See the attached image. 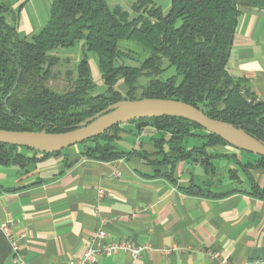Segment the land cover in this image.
Segmentation results:
<instances>
[{"label":"trees","instance_id":"16d2710c","mask_svg":"<svg viewBox=\"0 0 264 264\" xmlns=\"http://www.w3.org/2000/svg\"><path fill=\"white\" fill-rule=\"evenodd\" d=\"M245 8L264 10V0H172L167 13L151 0H140L132 19L120 7L111 9L107 0H52L47 23L38 32L21 36L15 10L0 1V129L61 133L118 101L164 98L194 105L209 117L238 126L264 142V98L257 97L247 78L232 76L228 68L238 17ZM81 40L84 56L73 88L66 92L52 89L48 81L60 58L50 52ZM124 40L139 44L147 57L139 63L140 55L120 48ZM85 51L97 54L107 87L103 93H93L96 84ZM171 67L175 74L158 77ZM144 76L149 81L138 97V83ZM121 79L125 94L115 88ZM128 124L131 128L126 130ZM147 128L158 133L150 138L155 148L153 163L170 165L173 170L185 159L211 165L210 158L228 157L243 169L250 189L264 196V187L249 172L264 170V156L242 161L235 153L212 155L209 148L227 142L184 117L135 119L78 145L89 159L111 161L131 155L147 159L143 141L139 148L125 147V136H139ZM191 138L197 144L188 148ZM18 148L0 144V157L27 164L62 152L48 154L25 147L33 153L28 156ZM237 170H232L236 180ZM188 190L205 191L199 185ZM12 256L10 243L0 230V264H10Z\"/></svg>","mask_w":264,"mask_h":264},{"label":"crops","instance_id":"0c3cea01","mask_svg":"<svg viewBox=\"0 0 264 264\" xmlns=\"http://www.w3.org/2000/svg\"><path fill=\"white\" fill-rule=\"evenodd\" d=\"M0 1L15 10L21 36L38 32L49 19L52 0ZM228 68L264 98V10L240 13ZM157 134L147 128L139 136H125L126 148H139L143 141L147 159H89L80 145L36 163L0 157V222L15 234L26 264H70L91 247L125 238L147 249L137 258L119 249L97 264H264V196L250 189L243 169L228 157L210 158L211 165L185 159L173 170L153 163L150 138ZM196 144L190 140L188 148ZM18 152L33 154L21 147ZM208 152L241 159L230 145ZM222 160L234 164L225 172ZM249 172L264 187V170ZM198 185L203 193L188 190ZM100 189L104 196L99 197ZM254 249L261 250L257 258H251Z\"/></svg>","mask_w":264,"mask_h":264},{"label":"water","instance_id":"95a60500","mask_svg":"<svg viewBox=\"0 0 264 264\" xmlns=\"http://www.w3.org/2000/svg\"><path fill=\"white\" fill-rule=\"evenodd\" d=\"M171 115L187 118L207 132L220 136L228 145L257 156H264V142L231 123L209 117L202 109L176 99H125L109 105L86 122L61 133L0 129V144L27 147L41 153H57L104 134L112 127L150 116ZM261 250L254 249L251 258Z\"/></svg>","mask_w":264,"mask_h":264},{"label":"rangeland","instance_id":"374dc122","mask_svg":"<svg viewBox=\"0 0 264 264\" xmlns=\"http://www.w3.org/2000/svg\"><path fill=\"white\" fill-rule=\"evenodd\" d=\"M140 0H107L108 6L113 9L115 7H120L123 11L127 12L129 14L130 19L134 18L135 11L134 7L136 4L139 3ZM153 3H155L157 6H161L164 13H167L170 9V5L172 0H151ZM84 41L81 40L76 43V45L72 47H59L57 49H54L50 52L51 55H55L60 57V62L55 67L52 68L51 76L48 81L49 86L59 92H66L73 88L75 81L78 78V71L77 66L80 63V61L83 58L84 50H83ZM120 48L122 50L130 49L134 52V55H140V58L138 59L139 63L143 61L147 57V53H145L142 49V47L133 41H120ZM85 54L88 58V61L90 63L91 73L92 77L94 78V81L96 83V88L93 90L94 95L103 93L106 90V86L104 84V81L101 76V71L98 66L97 61V54L93 51H85ZM168 65L167 62L164 63V67ZM175 74V67H171L170 69L164 71L160 76H158L160 79H166L170 76ZM149 81V78L144 76L140 78L139 80V87L140 89L137 92V96H141L142 88L145 86ZM115 88L119 91H121L123 94L126 92V85L124 84L123 80H119V82L115 85ZM131 128V125L128 124L125 126V129L128 130ZM145 137V136H144ZM133 138L128 139L130 143H132L131 139L135 140ZM191 141H194L195 139L191 138ZM25 148V147H21ZM239 154H241L242 160H254V155L252 153L246 152V151H240ZM222 164L224 167L228 166V168L225 170V172L233 166V162L231 160L224 161L222 160ZM216 177V176H215Z\"/></svg>","mask_w":264,"mask_h":264},{"label":"built area","instance_id":"2783aa9c","mask_svg":"<svg viewBox=\"0 0 264 264\" xmlns=\"http://www.w3.org/2000/svg\"><path fill=\"white\" fill-rule=\"evenodd\" d=\"M119 175V173L117 172ZM105 190L100 189L99 190V197L105 195ZM0 230L4 233L6 236L8 242L10 243V246L12 248V252L14 254L13 263L17 264H26L25 260L23 259L22 255L20 254L19 250V243L18 239L16 238L15 234L11 230L10 226L3 224L0 222ZM99 235L104 236L105 231L103 228L99 230ZM119 249H123L126 252H128L133 258H137L139 255L142 254L143 251L147 249V246H140V245H134L129 239L125 238L120 241H110L106 244H104L101 247H91L86 252L85 255L82 258H75L73 259L70 264H97L101 256L105 254H114ZM212 256L215 259H218L220 257L218 252L212 251Z\"/></svg>","mask_w":264,"mask_h":264}]
</instances>
